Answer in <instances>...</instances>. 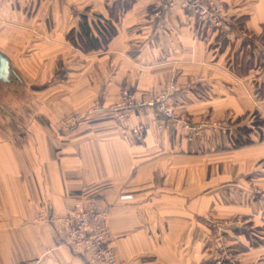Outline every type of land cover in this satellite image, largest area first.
Returning <instances> with one entry per match:
<instances>
[{"label":"crops","instance_id":"0c3cea01","mask_svg":"<svg viewBox=\"0 0 264 264\" xmlns=\"http://www.w3.org/2000/svg\"><path fill=\"white\" fill-rule=\"evenodd\" d=\"M159 1L0 0L9 61L0 77V264H87L58 246L48 219L89 198L109 207L112 246L125 264H215L207 215L264 223V202L251 193L264 184V0H222V26L201 24L183 6L160 10ZM104 18L113 32L105 45L71 42L84 20L100 42ZM167 81L178 85L177 110L193 121L221 117L235 133L248 125L251 142L208 128L189 139L160 128L145 108L136 113L145 124L137 142L93 108L116 100L123 85L145 93ZM91 107L75 128L59 125ZM249 241L223 243L239 262L264 264V239Z\"/></svg>","mask_w":264,"mask_h":264},{"label":"built area","instance_id":"2783aa9c","mask_svg":"<svg viewBox=\"0 0 264 264\" xmlns=\"http://www.w3.org/2000/svg\"><path fill=\"white\" fill-rule=\"evenodd\" d=\"M174 3L175 0H163L159 1L157 6L160 10L163 8L169 9L173 7ZM183 5L194 13L201 24L219 26L229 17L222 0H206V2L203 0H185ZM154 101L146 96L135 97L130 89L123 88L120 99L103 107L99 103H96L95 106L104 108L113 116L116 123L122 125L123 129L130 131L134 139L141 140L145 125L140 121L132 124L127 121L133 107L137 108V106L143 105L150 107ZM96 107L93 108L95 109ZM93 108L91 107L82 112H71L69 115L63 116L59 122L60 126L68 128V130L76 127V124L80 123V121L82 122L85 115ZM157 110L161 111L164 117H175L171 105L167 103L159 105ZM182 122H184L182 124L184 128L190 127L188 122ZM190 129L196 132V127H190ZM71 209L63 215L53 216L48 219L55 224L54 236L58 246L66 245L71 250L82 254L87 264H125V262L118 259L112 246L114 238L107 221L109 207L106 203L95 198H89L85 199V201H76Z\"/></svg>","mask_w":264,"mask_h":264},{"label":"rangeland","instance_id":"374dc122","mask_svg":"<svg viewBox=\"0 0 264 264\" xmlns=\"http://www.w3.org/2000/svg\"><path fill=\"white\" fill-rule=\"evenodd\" d=\"M161 1H163V0H161ZM184 1L185 0H175V3L173 4V7L174 6L175 7L184 6L183 5ZM203 1L206 2V0H203ZM225 7H226V5H225ZM170 8H172V7H170ZM184 8L187 9L186 6H184ZM163 10H167V9L163 8ZM226 10H227V7H226ZM188 12L192 13L189 10L187 11V13ZM192 14H194V13H192ZM228 14H229V12H228ZM110 24H111V22H109V20H106L104 18L99 23V29L101 27H103L102 29H104L106 31V33H107L110 30L109 29V25ZM219 26H222V25H219ZM74 34L75 33H72L73 37H74ZM262 37H263L262 40H263V45H264V34H262ZM221 42L223 43V41H221ZM248 60H250V61H248L249 63L254 61L253 58H249ZM123 88L130 89V91L133 93V95L135 97L146 96V97H148L150 99L155 100L154 103L152 105H150V107L147 106V105L137 106V108L133 107L131 109V111H132L131 114L135 115L137 113V110L140 109V108H145L147 110H150V112L153 111V113L155 115H157V117L161 118V121L158 124V126L160 128L175 126V127L178 128V130H182L184 132L183 134L186 137H188L189 139L193 138L195 136H199L200 132H202L203 129L206 130V128H208V129H213V130H219V131L225 132V133L228 132V134H230L233 142H236V139H239L238 142L234 143L236 145L248 144L249 142H251L249 140V137H248V134H247L248 130H250L251 127L248 126V125L247 126L244 125L242 130L240 129L241 131L239 133H235L234 130L231 128V126L228 124L229 122L226 121L225 119L221 118V117L218 118L217 116H211V114H206V116L204 115L200 119L193 121V119L191 118V116L188 114V112L186 110H183V109H178L177 110L175 108V104H174V102L172 100V95L171 94L173 92H175V91L177 92L178 85L175 82H173V81H167L166 83H164L162 88L159 89V90L150 91V92L148 91V92H145V93H138L137 91H135L134 88L128 87L127 85H123L120 88L119 94L117 96L118 98L116 100L120 99V95L122 94V89ZM262 88L264 89V85H262V86L259 85L258 92ZM259 94H260V92H259ZM111 102H113V101H111ZM109 103H106V104L103 103L101 105L103 107V106L109 105ZM164 103H167L168 105H171V107H172V109H173V111L175 113L174 114L175 117H173V118L172 117H167V116L164 117L163 113H161V111L159 112V110H157V107L159 105H161V104H164ZM95 105L96 104H94L93 107H96ZM101 109L105 111L104 108H101ZM71 112H75V110L71 111ZM71 112H69L67 115H69ZM79 112H81V111H79ZM136 117H137V120L134 121V123L135 122L137 123V121H140V119L138 118V115ZM62 118L63 117L59 118L58 122H60V120H62ZM256 118H254V114H252L251 117H249L250 123L252 124L253 127L255 126L256 123L259 124V122H260V121H256L255 120ZM129 121H130V119H129ZM129 121H128V123H129ZM182 121L188 122L190 124L191 128L192 127H196V130H195L196 132H194L193 130L191 131L190 127L184 128L182 126V124L184 122H182ZM78 124L79 123H77L76 126ZM117 124L120 125L119 123H117ZM129 124H131V123H129ZM263 126H264V124H263ZM120 127H122V125H120ZM70 129H72V128H70ZM234 129H236V131H237V127L234 128ZM135 140L137 142L141 141V140H137V139H135ZM251 193L254 195L253 197L261 198L262 202H264L263 201L264 200V184L262 186L261 185L253 186L252 190H251ZM207 217H208V219H207V221H208V224H207V226H208V230H207L208 231V238H209V240L211 242V245H212V247H213V249L215 251V255H214L215 264H243V263L239 262L240 261L239 259H234V258L231 257L232 254L229 253L230 251L228 250L230 248V246L228 247L226 242L223 243L226 239H228V237H229V239H233V238L238 239L240 237H243V238L246 237L247 239L250 240L249 241L250 243H256V241L258 239H262V238L264 239V223L263 222H258L260 224L254 226V224H251L247 220V219H249L248 216H245V215H242V214H237V215L236 214H230V215H226V216H222L221 217V216L210 214L209 216L207 215ZM204 220H206V218ZM253 222H254V220L252 221V223Z\"/></svg>","mask_w":264,"mask_h":264},{"label":"trees","instance_id":"16d2710c","mask_svg":"<svg viewBox=\"0 0 264 264\" xmlns=\"http://www.w3.org/2000/svg\"><path fill=\"white\" fill-rule=\"evenodd\" d=\"M85 22V20H84ZM80 22L79 23V30H81L82 34H80L78 36V40H76L73 36H71V42L73 43H76L77 41V44H79V47L83 48V49H91V48H96V47H100V46H103L105 45L107 39L110 38V36L113 34L112 32V29H110V26H109V31L106 33V31L104 29H101L103 31H100L101 32V40L100 42L98 41L99 38L95 37V35L93 33L90 32L89 30V25L85 22ZM72 31V30H71ZM73 33V31H72ZM260 94H264V89H260Z\"/></svg>","mask_w":264,"mask_h":264},{"label":"water","instance_id":"95a60500","mask_svg":"<svg viewBox=\"0 0 264 264\" xmlns=\"http://www.w3.org/2000/svg\"><path fill=\"white\" fill-rule=\"evenodd\" d=\"M9 61L3 53L0 52V77L6 78L8 76Z\"/></svg>","mask_w":264,"mask_h":264}]
</instances>
